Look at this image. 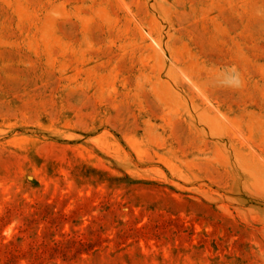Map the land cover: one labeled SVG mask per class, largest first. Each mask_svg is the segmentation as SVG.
<instances>
[{
	"label": "rangeland",
	"instance_id": "374dc122",
	"mask_svg": "<svg viewBox=\"0 0 264 264\" xmlns=\"http://www.w3.org/2000/svg\"><path fill=\"white\" fill-rule=\"evenodd\" d=\"M0 264H264V0H0Z\"/></svg>",
	"mask_w": 264,
	"mask_h": 264
}]
</instances>
